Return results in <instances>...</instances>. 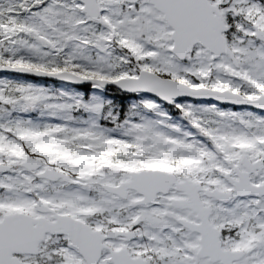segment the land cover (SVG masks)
Returning a JSON list of instances; mask_svg holds the SVG:
<instances>
[{"label":"snow or ice","instance_id":"obj_1","mask_svg":"<svg viewBox=\"0 0 264 264\" xmlns=\"http://www.w3.org/2000/svg\"><path fill=\"white\" fill-rule=\"evenodd\" d=\"M0 264H264V0H0Z\"/></svg>","mask_w":264,"mask_h":264},{"label":"trees","instance_id":"obj_2","mask_svg":"<svg viewBox=\"0 0 264 264\" xmlns=\"http://www.w3.org/2000/svg\"><path fill=\"white\" fill-rule=\"evenodd\" d=\"M117 102L119 103L120 101H119V98H117Z\"/></svg>","mask_w":264,"mask_h":264}]
</instances>
